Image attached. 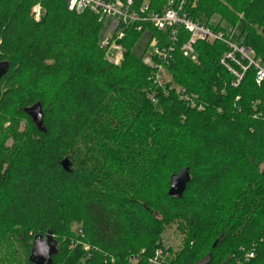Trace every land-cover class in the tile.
Segmentation results:
<instances>
[{
  "label": "trees",
  "instance_id": "obj_1",
  "mask_svg": "<svg viewBox=\"0 0 264 264\" xmlns=\"http://www.w3.org/2000/svg\"><path fill=\"white\" fill-rule=\"evenodd\" d=\"M167 1L149 0V9ZM176 1L198 23L217 19L210 27L226 37V27L240 25L238 45L264 64V0ZM104 28L67 0H0V61L9 63L0 79V264H36V236L51 238L44 264H150L174 224L184 242L157 264H264L257 67L240 54L246 70L226 58L239 80L221 62L225 41L197 40L192 60L181 50L187 29L171 41L149 23L125 30L115 64L101 44ZM145 32L143 52L154 38L173 47L167 70L179 90L158 84L134 52ZM186 167L191 180L173 198L170 178ZM73 221L81 223L77 235Z\"/></svg>",
  "mask_w": 264,
  "mask_h": 264
},
{
  "label": "built area",
  "instance_id": "obj_2",
  "mask_svg": "<svg viewBox=\"0 0 264 264\" xmlns=\"http://www.w3.org/2000/svg\"><path fill=\"white\" fill-rule=\"evenodd\" d=\"M68 9L77 13L90 11L98 15L100 20L109 22L107 33L109 37L121 38L125 34V30L133 24H137V29L142 30L143 24L149 23L154 28L170 33V40L175 41L180 27H184L190 32L189 40L181 47L184 56L194 58L196 51L194 44L200 38L210 41L223 40L230 47V51L222 58L221 62L233 71L236 75L241 77V74L236 73L226 62V58H231L232 61L240 64L244 70L250 64H254L258 69V81L264 79V64H260L254 60L253 52L250 48L240 46L238 43L232 41L231 37H226L225 31H213L209 25L196 23L184 10V3L176 0H168L161 11L149 9L147 3L136 5L135 0H67ZM34 18L40 20L42 8L40 4L33 7ZM228 31H232L230 27H226ZM108 37V39H109ZM103 41L104 45L110 44L109 40ZM149 52L144 55V63L154 68L155 78L160 83L163 74L167 73V65L170 61L169 50L173 47L160 48L158 41L153 39ZM116 48L120 49L116 46ZM252 53V56L250 54ZM237 54L242 58L249 60V65L245 66L238 59ZM162 60L157 62L155 60ZM164 254L162 248H158L155 256L150 260V264H157L160 262ZM254 254L250 252L247 258L253 257Z\"/></svg>",
  "mask_w": 264,
  "mask_h": 264
},
{
  "label": "rangeland",
  "instance_id": "obj_3",
  "mask_svg": "<svg viewBox=\"0 0 264 264\" xmlns=\"http://www.w3.org/2000/svg\"><path fill=\"white\" fill-rule=\"evenodd\" d=\"M148 2H149V0H145L144 3L148 4ZM216 21H217V19L212 18V19L209 20L207 25L210 26V24L212 25ZM196 23H198V22H196ZM200 24H203V23H200ZM223 24L224 23H222V25ZM108 25H109V22H105V28H104V30L102 32V42H101L102 45H104L103 41L105 39H108V37H109V34L107 33ZM219 31H222V30H219ZM240 31H241V26L239 25L235 30H232L230 32V36H231V39H232L233 42L237 43L236 39L240 35ZM123 37H121V38H123ZM121 38H112L111 39V37H109L108 40H109L110 44L104 45V46H107L106 58L108 60H110L111 62L115 63V64H121V62L123 61V57H124L123 47L121 46V44L118 41ZM148 39H149V34H148V32H145L141 36L139 41L137 42L136 46L134 47V52L138 56H140L141 54L143 55V61H144V55L147 52H149L150 49L153 47V46H151V43H152V40H153L152 39L151 43H150V46L146 49L145 52H143V50L145 49V47L147 45ZM154 39L157 40L156 38H154ZM198 40H206V39L200 38ZM206 41L213 42V41H210V39L206 40ZM116 46L119 47L120 49L116 48ZM195 55L196 56L194 58H191L192 60H196L197 59V53H195ZM250 56H252V53L250 54ZM221 60H222V58H221ZM259 63L261 64V62H259ZM239 80H240V77H239ZM239 80L236 82V84L239 83ZM155 81L158 84H161V85L170 83L171 84L170 87L174 88L176 90H179V88H180V86L178 84L172 83V79H171V75H170L169 71H167V73L162 75V77H161V81H163L162 83H160L159 80L157 81L156 78H155ZM71 229L73 230V232H75L76 235L79 234L80 229H81V223L78 222V221H73L72 224H71ZM183 242H184V233L181 232L180 227H178L176 224L168 227L166 229V231L162 234V238H161V243L163 245L162 250L164 251V254H163V257H162V259L160 261H165V260L169 259L170 253L167 251L169 247L172 248L173 250H177V249H179L182 246ZM76 245H77V243L74 242V244L70 248L74 249ZM84 248L86 249L87 247L84 246Z\"/></svg>",
  "mask_w": 264,
  "mask_h": 264
},
{
  "label": "water",
  "instance_id": "obj_4",
  "mask_svg": "<svg viewBox=\"0 0 264 264\" xmlns=\"http://www.w3.org/2000/svg\"><path fill=\"white\" fill-rule=\"evenodd\" d=\"M9 68V63L7 61H0V79L6 74ZM34 119L37 123L41 121V113L40 111L31 112ZM62 165L65 169H69L70 162L68 160H64ZM191 180V174L189 168H183L180 172L175 173L170 178V186H169V195L173 198H181L187 183ZM51 238L46 236L44 239H41L40 236H36L35 241L33 243L32 248V260L36 264H44L46 260L49 259V249L48 244L50 243Z\"/></svg>",
  "mask_w": 264,
  "mask_h": 264
}]
</instances>
